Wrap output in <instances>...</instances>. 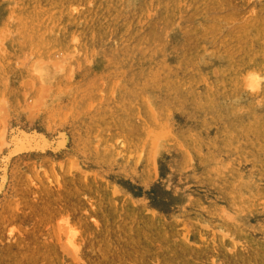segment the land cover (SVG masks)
<instances>
[{"label": "rangeland", "instance_id": "1", "mask_svg": "<svg viewBox=\"0 0 264 264\" xmlns=\"http://www.w3.org/2000/svg\"><path fill=\"white\" fill-rule=\"evenodd\" d=\"M0 264H264V0H0Z\"/></svg>", "mask_w": 264, "mask_h": 264}]
</instances>
